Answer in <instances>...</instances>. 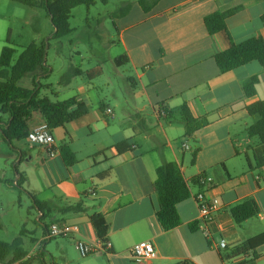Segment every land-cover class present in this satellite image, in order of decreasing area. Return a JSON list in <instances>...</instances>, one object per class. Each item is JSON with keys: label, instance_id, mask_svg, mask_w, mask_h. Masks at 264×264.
Returning a JSON list of instances; mask_svg holds the SVG:
<instances>
[{"label": "crops", "instance_id": "crops-1", "mask_svg": "<svg viewBox=\"0 0 264 264\" xmlns=\"http://www.w3.org/2000/svg\"><path fill=\"white\" fill-rule=\"evenodd\" d=\"M139 1L126 3L130 8L124 14H112L118 44L110 48L117 46L119 51L110 60L117 79L104 77V71L92 81L77 77L67 86L47 89L56 101L78 97L88 107L85 116L52 130L60 151L63 144L70 146L75 164L67 166L61 152L50 158L40 146L14 142L11 148L4 142L0 173L10 168L25 191L50 203V223L80 227L78 234L61 238L69 245L97 244L91 218L105 217L112 252L89 255L87 264H264V240L254 243L264 236V169L254 168L252 149L259 140L247 133L257 120L247 107L264 100V67L254 61L222 73L215 56L229 49L230 38L224 31L210 34L205 25L207 16L241 7L227 20L233 41L264 38V0H159L148 13ZM13 4L0 0V54L8 36L12 41L16 18L31 26L32 16L17 17ZM124 55L129 63L117 67L114 60ZM255 76L256 94L248 97L244 87ZM184 105L194 118L208 120L193 140L186 137L181 121ZM107 109L113 114L107 115ZM0 119L4 123L9 116L0 114ZM45 122L34 112L29 129ZM122 142L130 148L120 149ZM165 163L178 167L191 191L190 198L177 205L181 225L168 231L157 218L155 187L157 169ZM202 175L212 177V184L199 185ZM199 192L223 204L209 238L199 229L193 196ZM246 199L255 200L259 213L238 225L231 209ZM78 203L85 212L62 213ZM37 213L40 221L42 213ZM221 239L227 241V249H220ZM141 241L154 244L155 259L134 258L132 249ZM31 251L22 262L32 259ZM64 260L71 262L66 256Z\"/></svg>", "mask_w": 264, "mask_h": 264}, {"label": "trees", "instance_id": "trees-1", "mask_svg": "<svg viewBox=\"0 0 264 264\" xmlns=\"http://www.w3.org/2000/svg\"><path fill=\"white\" fill-rule=\"evenodd\" d=\"M14 3L22 4L34 9H42L50 18L54 32L50 40H61L70 35L73 29L70 26L72 11L78 6L90 8L95 6L99 1L106 3V0H10ZM159 0H140L139 3L144 12H150ZM129 5L123 7L118 13L124 14L129 11ZM241 7H237L225 12H217L205 18V25L210 34L221 31L227 32L231 45L229 49L218 53L215 61L222 73L231 72L251 62L257 61L264 67V38L252 37L241 43H235L230 36L227 27V20L239 12ZM264 22V17L262 18ZM38 33L39 29H35ZM49 44V43H48ZM15 45L8 36L7 43L0 54V114L8 115L9 119L0 123V155L2 143L13 148L14 142L28 143L29 121L34 112H40L49 127L54 130L64 127L66 124L78 120L88 113L87 105L78 97H73L65 101H52L48 96L41 95V89L51 88L49 85L44 86L40 83L42 78H49L53 69L48 66L46 61L47 43L38 44L32 42L24 47L17 54ZM129 63L127 56H119L114 60L117 67ZM103 74L101 66H97L88 71L81 68L70 67L69 70L61 77L60 86H67L74 78L83 77L92 81ZM23 79H31L33 88H23L19 82ZM259 82L257 76L252 77L245 85L244 90L248 97L256 94V86ZM181 121L185 126L186 137L193 140L196 133L208 125L207 119L194 118L187 106L181 107ZM250 117L257 119L247 128L250 138H257L259 144L252 149V156L255 170L264 169V100L253 103L247 107ZM167 116V111H164ZM1 122V119H0ZM122 150L130 148L127 142H122L118 146ZM198 150L192 154L193 161L197 156ZM61 154L67 166L75 164L76 159L74 152L69 145L61 146ZM0 182H4L1 181ZM8 187L17 186L20 189L22 184L20 180L12 183L5 181ZM158 209L157 218L164 230H172L181 225L182 221L179 216L177 205L191 196L188 183L183 174L173 163H165L157 169V180L155 183ZM27 192V191H25ZM28 193V192H27ZM34 208L42 213L43 222L45 218L50 217L52 206L48 202L39 201L33 194L28 193ZM86 208L82 203L68 206L62 209V213H82ZM259 213V207L255 200L246 199L231 209V215L234 221L241 225L247 220L254 218ZM92 224L97 232L98 238L102 242L108 240L109 225L102 214H94L91 218ZM57 223V222H56ZM51 224V223H49ZM45 223V230L49 226ZM264 240V236L258 238L254 243ZM43 252V251H42ZM27 253L22 248V242L19 238L12 242L0 241V264H27L22 262Z\"/></svg>", "mask_w": 264, "mask_h": 264}, {"label": "rangeland", "instance_id": "rangeland-1", "mask_svg": "<svg viewBox=\"0 0 264 264\" xmlns=\"http://www.w3.org/2000/svg\"><path fill=\"white\" fill-rule=\"evenodd\" d=\"M129 2H135V0H106V3L99 1L90 8L86 6L76 7L72 11L70 19L73 32L59 41H49L54 32V26L44 10L13 2L17 17L27 18L29 15L32 16L30 18L31 26L24 25L17 18L16 23H14L15 32L12 42L15 43L13 44L18 51L14 63L24 47L32 42L38 44L46 42V61L53 71L49 78L41 79L40 83L42 85H51L56 89L60 88L61 77L70 67L88 71L101 66L103 73L105 71L104 77L117 79L118 77L114 74V65L110 60L119 51L117 46L110 48L112 44H118V35L112 14H118ZM35 28L40 30L39 36L35 34L36 32L34 33L33 29ZM124 71V74L130 75L126 69ZM83 79L86 82L89 81L86 78ZM121 83L123 84V82ZM19 85L23 88H33L31 79H23L19 82ZM41 95L49 96L52 101H56L52 91L46 88L41 89ZM57 140L59 139L57 138ZM0 161L2 162L1 166H4L5 160L0 158ZM0 179L4 182L14 183L15 175L9 168L6 173H0ZM4 182L0 184V241L12 242L19 238L25 252H30L36 246V249L31 251L33 256L32 259L27 261V264H67L64 256L71 261L68 264H85V261L87 264V260L92 256L82 257L74 246L69 245V240L59 238L42 241L45 228L42 221L38 219L37 210L34 208L30 196L24 189L17 186L10 188ZM52 218L53 216L45 218L43 222L49 224L53 220ZM62 240L66 243L60 245ZM64 249H66V255L62 253Z\"/></svg>", "mask_w": 264, "mask_h": 264}, {"label": "built area", "instance_id": "built-area-1", "mask_svg": "<svg viewBox=\"0 0 264 264\" xmlns=\"http://www.w3.org/2000/svg\"><path fill=\"white\" fill-rule=\"evenodd\" d=\"M107 115H112L111 109L106 110ZM163 114V112H162ZM28 143L37 145L45 149L50 158H54L60 154V149L56 145L52 129L47 122L33 128L28 134ZM184 149L188 150V145H183ZM213 182L212 177L200 176L197 183L201 186L211 185ZM199 211V229L206 237L211 236L210 226L216 221L218 215L223 209V204L220 198L208 196L205 192H199L193 195ZM80 227L78 225H70L67 223H51L44 233L42 241H49L53 239L70 237L73 234H78ZM76 250L82 257L93 254H110L112 252V244L109 240L106 242L98 241L97 244H87L82 241L76 243ZM220 249H227V241L221 239L219 243ZM41 252L40 250H38ZM37 254V253H35ZM132 254L138 261H148L157 257V251L152 242L141 241L134 245ZM19 264V263H15ZM230 264H240L237 261Z\"/></svg>", "mask_w": 264, "mask_h": 264}]
</instances>
